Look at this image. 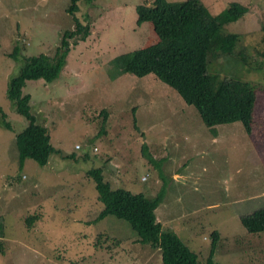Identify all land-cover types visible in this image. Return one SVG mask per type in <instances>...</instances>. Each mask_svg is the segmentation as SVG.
I'll use <instances>...</instances> for the list:
<instances>
[{
	"label": "rangeland",
	"instance_id": "obj_1",
	"mask_svg": "<svg viewBox=\"0 0 264 264\" xmlns=\"http://www.w3.org/2000/svg\"><path fill=\"white\" fill-rule=\"evenodd\" d=\"M152 1H78L75 16L90 34L71 41L57 80L28 81L24 88L31 113L60 153L44 165L27 158L22 168L16 135L28 121L7 98V83L26 57L52 56L73 20L65 11L69 0H0V111L12 126L0 125V264H162L159 249L142 243L129 222L113 215L93 221L101 204L87 175L91 165L101 167L113 188L158 193L162 181L143 155L144 143L167 176L157 207L162 230L175 232L200 264L207 263L216 230L215 264H264V232H248L239 219L264 206V68L236 57L243 49L251 61L261 58L264 0H202L212 14L231 1L248 7L219 33L238 36L235 56L213 65L221 78L256 88L250 135L240 123L212 132L155 75L116 71L113 57L158 42L151 22L137 24V5Z\"/></svg>",
	"mask_w": 264,
	"mask_h": 264
},
{
	"label": "trees",
	"instance_id": "obj_2",
	"mask_svg": "<svg viewBox=\"0 0 264 264\" xmlns=\"http://www.w3.org/2000/svg\"><path fill=\"white\" fill-rule=\"evenodd\" d=\"M78 1L69 0L65 8L66 13L72 17L73 28L62 32L53 55L39 53L26 57L17 75L7 83V98L15 111L28 121V126L16 135L22 168L27 158L44 165L52 154L60 153L50 143L48 130L38 124L37 118L31 113V99L24 93V88L28 81L52 83L57 80L67 64L71 41H84L90 34V25L83 24L75 16L79 9ZM136 11L137 24L151 22L159 40L153 45L113 57L111 63L116 71L122 75L131 73L137 78L155 75L176 92L186 105L193 107L212 132H216L217 126L240 123L245 134L250 135L256 88L246 81L221 78V72L213 65V61L220 57L235 56L234 47L238 36L234 33L223 34L220 39L219 33L225 24L242 18L248 7L231 1L220 13L212 14L202 0H153L151 4L137 5ZM261 30L263 48L260 60L251 61L243 49L236 52L239 62L245 65L253 62L256 70L264 68V23ZM19 52L17 46L11 57L18 60ZM0 112V125L11 130L6 114ZM142 152L158 168V176L162 181L158 193L150 197L122 187L113 188L103 176L105 174L101 167L91 165L87 175L94 183L96 200L101 204L93 221L113 215L129 222L142 243L159 249L162 264H200L197 253L175 232L162 230V224L157 220V207L166 192L167 176L161 159L150 152L147 143L143 144ZM239 219L248 232H264V206ZM27 220L31 222L33 219L30 217ZM219 238V231H213L206 264H215Z\"/></svg>",
	"mask_w": 264,
	"mask_h": 264
},
{
	"label": "built area",
	"instance_id": "obj_3",
	"mask_svg": "<svg viewBox=\"0 0 264 264\" xmlns=\"http://www.w3.org/2000/svg\"><path fill=\"white\" fill-rule=\"evenodd\" d=\"M76 148H79V145H78V146H76ZM144 179H146V177H144Z\"/></svg>",
	"mask_w": 264,
	"mask_h": 264
},
{
	"label": "clouds",
	"instance_id": "obj_4",
	"mask_svg": "<svg viewBox=\"0 0 264 264\" xmlns=\"http://www.w3.org/2000/svg\"><path fill=\"white\" fill-rule=\"evenodd\" d=\"M79 148H80V146H79ZM94 150V149H93ZM146 179H147V177H146ZM146 179H143V180H146Z\"/></svg>",
	"mask_w": 264,
	"mask_h": 264
}]
</instances>
